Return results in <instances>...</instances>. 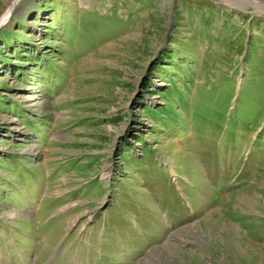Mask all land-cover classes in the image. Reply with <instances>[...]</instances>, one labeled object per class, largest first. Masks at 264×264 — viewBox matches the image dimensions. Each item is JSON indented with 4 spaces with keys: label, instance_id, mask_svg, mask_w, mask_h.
I'll return each instance as SVG.
<instances>
[{
    "label": "rangeland",
    "instance_id": "1",
    "mask_svg": "<svg viewBox=\"0 0 264 264\" xmlns=\"http://www.w3.org/2000/svg\"><path fill=\"white\" fill-rule=\"evenodd\" d=\"M0 34V264H264V0H0Z\"/></svg>",
    "mask_w": 264,
    "mask_h": 264
},
{
    "label": "bare ground",
    "instance_id": "2",
    "mask_svg": "<svg viewBox=\"0 0 264 264\" xmlns=\"http://www.w3.org/2000/svg\"><path fill=\"white\" fill-rule=\"evenodd\" d=\"M11 10H12V9L10 8V11H9L8 15H6L8 18H9V16H10Z\"/></svg>",
    "mask_w": 264,
    "mask_h": 264
},
{
    "label": "trees",
    "instance_id": "3",
    "mask_svg": "<svg viewBox=\"0 0 264 264\" xmlns=\"http://www.w3.org/2000/svg\"><path fill=\"white\" fill-rule=\"evenodd\" d=\"M0 38H5L4 36H1V34H0ZM8 39V38H7Z\"/></svg>",
    "mask_w": 264,
    "mask_h": 264
}]
</instances>
